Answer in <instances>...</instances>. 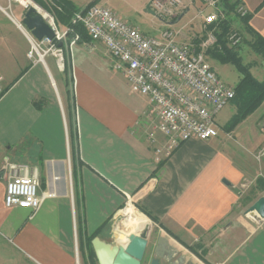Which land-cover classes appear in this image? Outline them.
Here are the masks:
<instances>
[{
    "label": "crops",
    "instance_id": "0c3cea01",
    "mask_svg": "<svg viewBox=\"0 0 264 264\" xmlns=\"http://www.w3.org/2000/svg\"><path fill=\"white\" fill-rule=\"evenodd\" d=\"M57 1L42 0V9L64 33L70 28L57 20ZM64 1L79 12L90 5L110 9L103 0ZM234 1L251 16L247 25L229 20L250 49L256 36L264 39V0ZM204 7L195 0L182 19L163 22V31L197 44L206 34ZM74 38H66L60 58L29 59V50H21L4 84L10 89L0 99V264H98L89 239L114 244L129 203L152 218L153 249L166 238L184 264H264V220L247 214L242 202L244 182L257 169L256 148L247 145L246 155L233 148L230 157L218 136L193 139L159 162L148 139L149 99L131 91L102 43L88 35L71 46ZM157 140L164 144L161 134ZM7 160L37 171L39 195L51 194L37 211L6 207ZM152 236L143 264L153 258L146 262Z\"/></svg>",
    "mask_w": 264,
    "mask_h": 264
},
{
    "label": "built area",
    "instance_id": "2783aa9c",
    "mask_svg": "<svg viewBox=\"0 0 264 264\" xmlns=\"http://www.w3.org/2000/svg\"><path fill=\"white\" fill-rule=\"evenodd\" d=\"M7 1L9 4L21 3V0ZM201 1L205 7L199 11V16L204 20L206 34L197 44L179 42V33L171 28L163 31L158 39L148 37L110 9L97 5L76 13L72 20V25L85 28L92 41L105 46L116 61L115 68L122 72L131 91L149 99L151 116L156 122L148 139L155 146L159 162L187 141L216 138V117L235 98V89L221 81L207 58L210 50H222L218 34L221 25L229 22L230 13L222 6V0ZM150 2L155 15L162 22L170 24L177 21L195 0ZM0 9L5 11L1 6ZM39 11L56 32V38L53 41H37L26 32L31 45L28 58L37 56L43 61L49 53L60 58L62 49H58L57 44L64 43L73 30L59 32L53 16L44 10ZM235 11L241 18L248 15L247 10L241 6ZM77 40L79 35L75 34L71 46ZM241 41L237 33H228L229 48L236 47ZM45 45L49 46L47 51L42 49ZM5 89L4 80L0 76V99ZM262 129L264 131V126ZM157 134L164 137L162 146L157 145ZM6 163V207L37 211L43 201L51 197L49 193L39 195L37 171L27 164Z\"/></svg>",
    "mask_w": 264,
    "mask_h": 264
},
{
    "label": "rangeland",
    "instance_id": "374dc122",
    "mask_svg": "<svg viewBox=\"0 0 264 264\" xmlns=\"http://www.w3.org/2000/svg\"><path fill=\"white\" fill-rule=\"evenodd\" d=\"M103 1H108L110 9H113L120 18L122 17V20L138 29L142 34L152 38H160L161 33L163 32V22L156 15L145 12L146 6L142 7L143 0ZM0 6L5 9V11L0 9V76L3 78L4 84H6V79L13 77V60L15 58L17 59V54H19L21 50L23 51L27 48L30 51L31 45H29L28 40L22 33L23 31L11 20L16 18L19 23H21L27 12V8L22 7L17 3H12L9 6V2L6 0H0ZM39 7L43 10L41 6ZM229 15V18L233 20L242 19L237 15L236 11ZM192 16H194L193 11L186 19L188 20ZM230 24V31L235 32L240 36L242 39L241 43L235 47L236 49L233 51L232 55L226 57V64L223 65L217 61L215 57L208 54L207 58L209 64L213 67L221 81L229 87L235 88L247 74H250L255 80L264 83V58L260 55H256L251 47L249 49L246 46L247 42H245L242 32L235 27V23ZM48 48V45L42 46L44 51H47ZM35 57L38 58L37 56ZM236 101L237 98L235 97L231 103L221 110L217 115L216 120L219 126L217 128L218 140L222 142V148H228V155L230 157H235L233 148H236L238 153L242 152L244 155H246V149L248 148L247 145L252 144L251 148H256L251 152V159L257 166V169L253 170L254 174L249 176L251 178H248V180L244 182V187L242 189L243 210L246 211L256 202L255 201L251 204L253 200L264 197V154L262 151L264 148V131L262 129L264 126V102L257 111L231 131L233 132L236 130L235 133L227 137L226 133H231L227 132V128L234 121V117L239 114ZM153 120L155 123V118ZM154 123L152 124V127ZM240 125L241 127H239ZM238 127L239 129L237 131ZM221 144H219V146ZM7 162L8 164H26L18 162L14 163L9 160H7ZM6 165L7 163H5L4 167ZM134 208L139 214L143 215L139 212L136 206ZM123 220L124 218L121 215L120 218H118L117 223H120ZM150 223L151 224L146 229H149L150 232L153 233V236L146 262L147 259L152 256L155 238L154 226L151 220ZM117 237L118 235L115 233L114 244L119 243Z\"/></svg>",
    "mask_w": 264,
    "mask_h": 264
},
{
    "label": "water",
    "instance_id": "95a60500",
    "mask_svg": "<svg viewBox=\"0 0 264 264\" xmlns=\"http://www.w3.org/2000/svg\"><path fill=\"white\" fill-rule=\"evenodd\" d=\"M33 2V1H32ZM33 4L38 7L34 2ZM151 2L146 7L145 12L155 15L151 9ZM183 14L178 20L182 19ZM15 23V22H14ZM25 32L30 34L35 40L43 41L48 39L53 41L56 32L47 22L42 13L35 7L30 6L21 22ZM63 43L57 45L58 49H63ZM247 214H255L264 220V197L257 200L248 210ZM151 234L149 229L143 230L140 234H131L127 238V244H112L96 237L92 240L98 264H143L149 247L148 237ZM185 258L179 256V252L170 246L168 239L159 238L156 247L153 249V258L148 264H184Z\"/></svg>",
    "mask_w": 264,
    "mask_h": 264
},
{
    "label": "trees",
    "instance_id": "16d2710c",
    "mask_svg": "<svg viewBox=\"0 0 264 264\" xmlns=\"http://www.w3.org/2000/svg\"><path fill=\"white\" fill-rule=\"evenodd\" d=\"M32 1H34L37 5L41 6L42 8L47 9L46 5L42 2V0ZM57 4L61 8V11L58 12L56 15L57 20H59L64 25L68 26L70 29L73 30V33H69L67 35V39L71 40V38L75 36V34L79 35L80 39H83L88 36L87 31L82 25H72L73 17L76 13L79 12V10L73 4L64 0H58ZM92 6L94 5L88 6L85 10ZM222 6L227 12L232 13L238 7V3L234 0H222ZM242 19L243 22L247 25L251 19V16L247 15L245 18ZM230 26V22H225L221 25V32L218 34V42L219 45L222 47V50L216 48L208 52L209 55L215 57L216 60L222 63L223 65L227 62L226 57L232 55L233 51L236 49L235 47L229 48L227 44V35L230 32ZM250 47L256 55H260L264 58L263 38L256 36L255 42L250 44ZM9 89L10 87L6 88L5 93ZM234 89L235 97L237 98L236 103L238 105L239 114L234 117V121L227 128V132H231L237 125L246 120L250 115L257 111L264 102V83L255 80L250 74L244 76ZM148 217L150 218V216ZM94 238H96V236L91 237L89 239V242L91 243ZM92 256L95 257V254L92 253Z\"/></svg>",
    "mask_w": 264,
    "mask_h": 264
},
{
    "label": "bare ground",
    "instance_id": "6f19581e",
    "mask_svg": "<svg viewBox=\"0 0 264 264\" xmlns=\"http://www.w3.org/2000/svg\"><path fill=\"white\" fill-rule=\"evenodd\" d=\"M20 5L25 8H28L30 6L37 8L33 4V2H31V0H21ZM37 9L41 10L40 8H37ZM14 21L19 26V28L25 32L21 24L18 23L16 20ZM121 214L124 220L118 223L116 232L118 233V237H117L118 242L124 246L127 244L128 236H130L131 234H140L151 223L148 218L139 214L135 210L134 206L130 203L127 205L126 209L122 211Z\"/></svg>",
    "mask_w": 264,
    "mask_h": 264
}]
</instances>
